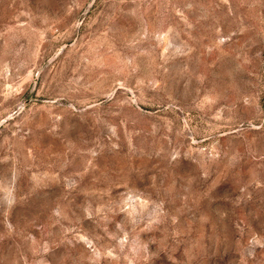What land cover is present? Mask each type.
Returning a JSON list of instances; mask_svg holds the SVG:
<instances>
[{
  "label": "rangeland",
  "instance_id": "1",
  "mask_svg": "<svg viewBox=\"0 0 264 264\" xmlns=\"http://www.w3.org/2000/svg\"><path fill=\"white\" fill-rule=\"evenodd\" d=\"M0 264H264V0H0Z\"/></svg>",
  "mask_w": 264,
  "mask_h": 264
}]
</instances>
